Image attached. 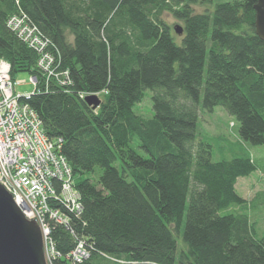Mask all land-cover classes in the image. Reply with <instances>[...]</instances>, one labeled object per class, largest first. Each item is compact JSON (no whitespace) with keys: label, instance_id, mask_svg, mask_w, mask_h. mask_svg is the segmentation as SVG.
I'll return each mask as SVG.
<instances>
[{"label":"trees","instance_id":"16d2710c","mask_svg":"<svg viewBox=\"0 0 264 264\" xmlns=\"http://www.w3.org/2000/svg\"><path fill=\"white\" fill-rule=\"evenodd\" d=\"M257 1L211 12L214 0H0V60L14 82L20 73L36 78L22 100L51 140L63 139L82 195L84 210L68 215L70 225L51 222L53 264H73L79 244L89 257L74 264H264V233L250 218L264 190L251 200L237 191L264 161L215 162L199 133L200 113L222 107L243 141L264 144ZM21 12L50 41L70 85L47 80L36 50L8 27ZM165 14L182 23L181 35ZM149 91L154 116L146 119L134 108ZM82 94H99L101 106Z\"/></svg>","mask_w":264,"mask_h":264},{"label":"built area","instance_id":"2783aa9c","mask_svg":"<svg viewBox=\"0 0 264 264\" xmlns=\"http://www.w3.org/2000/svg\"><path fill=\"white\" fill-rule=\"evenodd\" d=\"M8 27L38 53V68L47 80L61 86L71 84L70 72L60 71L57 58L48 49L50 41L21 12L9 18ZM11 66L0 60V183L12 194L16 204L29 220L42 227L48 264H53L55 245L51 222L70 225L69 214L79 216L84 205L76 186L72 167L63 156L62 138L51 140L37 111L17 94L11 79ZM36 86L37 80L32 77ZM92 94H82V98ZM99 95V94H95ZM70 259L80 263L89 257L83 244Z\"/></svg>","mask_w":264,"mask_h":264},{"label":"rangeland","instance_id":"374dc122","mask_svg":"<svg viewBox=\"0 0 264 264\" xmlns=\"http://www.w3.org/2000/svg\"><path fill=\"white\" fill-rule=\"evenodd\" d=\"M233 0H214L208 9L213 12L216 4L230 2ZM195 11L198 13L205 12L206 7L200 3L194 4ZM165 20L174 28L182 26V23L173 18L170 14H165ZM178 43L181 39L178 38ZM29 73H20L16 77V93L23 96L30 95L35 90V85L31 80ZM152 92L147 93L144 101L134 108L137 115L146 119L154 116ZM201 112V111H200ZM239 123L222 107H217L212 113L203 111L200 113L199 133L200 136L209 141L213 146V160L215 162L222 160H232L236 158H245L251 156L261 165L264 161V144L261 146H252L243 141L239 134ZM137 142L134 144L136 147ZM137 149V148H136ZM137 151L145 155V153L137 149ZM101 170H99L100 172ZM264 190V171L258 170L248 177H241L237 182V191L246 199H253L258 192ZM252 222L256 224L258 236L264 233V206L250 213ZM53 241V240H52Z\"/></svg>","mask_w":264,"mask_h":264},{"label":"water","instance_id":"95a60500","mask_svg":"<svg viewBox=\"0 0 264 264\" xmlns=\"http://www.w3.org/2000/svg\"><path fill=\"white\" fill-rule=\"evenodd\" d=\"M256 11V35L264 40V0H258ZM175 31L181 35L182 26ZM86 103L97 109L102 100L96 95L85 98ZM0 264H48L42 227L29 220L18 207L12 194L0 183Z\"/></svg>","mask_w":264,"mask_h":264},{"label":"bare ground","instance_id":"6f19581e","mask_svg":"<svg viewBox=\"0 0 264 264\" xmlns=\"http://www.w3.org/2000/svg\"><path fill=\"white\" fill-rule=\"evenodd\" d=\"M16 14H17V13L13 14L11 17L15 16ZM11 17H10V18H11Z\"/></svg>","mask_w":264,"mask_h":264}]
</instances>
